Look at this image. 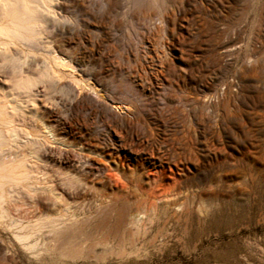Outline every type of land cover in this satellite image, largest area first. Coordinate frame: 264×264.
I'll use <instances>...</instances> for the list:
<instances>
[{
  "label": "bare ground",
  "instance_id": "1",
  "mask_svg": "<svg viewBox=\"0 0 264 264\" xmlns=\"http://www.w3.org/2000/svg\"><path fill=\"white\" fill-rule=\"evenodd\" d=\"M196 4L0 0V264L80 255L87 228L139 230L160 206L188 210L163 183L165 169L148 192L128 173L148 176L147 158L169 161L160 130L179 120L189 131L206 128L210 109L228 98L192 97L189 82L207 85L205 61L234 55L224 45L231 33L206 38L209 21L195 17ZM129 196L147 207L127 218L119 200Z\"/></svg>",
  "mask_w": 264,
  "mask_h": 264
},
{
  "label": "rangeland",
  "instance_id": "2",
  "mask_svg": "<svg viewBox=\"0 0 264 264\" xmlns=\"http://www.w3.org/2000/svg\"><path fill=\"white\" fill-rule=\"evenodd\" d=\"M199 1L195 17L204 12L208 19L206 38L231 33L232 39L224 37V45L234 55L221 65L206 60L207 85L189 82L196 88L192 97L226 91L228 98L221 96L210 109L206 128L189 131L179 120L160 130L162 151L169 161L153 166V160L145 159L149 177L141 170L133 172V166L128 173L133 180L135 174L142 178L148 192L165 169L163 183L176 188L181 203L191 206L179 216L160 206L138 231L127 223L112 231L87 228V236L78 239L80 255L63 257L54 252L32 264H264V61L250 64L264 59V0L248 4L204 0L200 5ZM200 25L197 20L193 27L196 36ZM258 28L260 34L253 36ZM210 49L221 52L211 43ZM177 67L187 69L179 61ZM201 75L199 70L195 73ZM131 156L133 163L139 158ZM119 203L125 217L146 206L134 196Z\"/></svg>",
  "mask_w": 264,
  "mask_h": 264
}]
</instances>
